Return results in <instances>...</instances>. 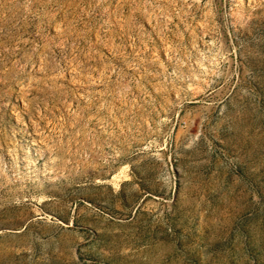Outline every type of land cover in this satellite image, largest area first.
Returning <instances> with one entry per match:
<instances>
[{"label":"rangeland","instance_id":"1","mask_svg":"<svg viewBox=\"0 0 264 264\" xmlns=\"http://www.w3.org/2000/svg\"><path fill=\"white\" fill-rule=\"evenodd\" d=\"M0 264H264V0H0Z\"/></svg>","mask_w":264,"mask_h":264}]
</instances>
